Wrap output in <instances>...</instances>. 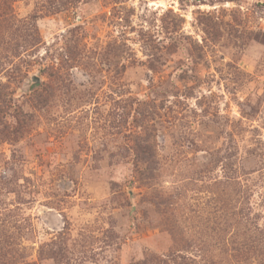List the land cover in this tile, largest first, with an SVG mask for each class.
Listing matches in <instances>:
<instances>
[{"label": "rangeland", "instance_id": "1", "mask_svg": "<svg viewBox=\"0 0 264 264\" xmlns=\"http://www.w3.org/2000/svg\"><path fill=\"white\" fill-rule=\"evenodd\" d=\"M151 256L264 264V0H0V264Z\"/></svg>", "mask_w": 264, "mask_h": 264}, {"label": "trees", "instance_id": "2", "mask_svg": "<svg viewBox=\"0 0 264 264\" xmlns=\"http://www.w3.org/2000/svg\"><path fill=\"white\" fill-rule=\"evenodd\" d=\"M166 262H167V259L158 260L156 257L151 256V257L145 258L141 261L132 262L129 264H166Z\"/></svg>", "mask_w": 264, "mask_h": 264}, {"label": "water", "instance_id": "3", "mask_svg": "<svg viewBox=\"0 0 264 264\" xmlns=\"http://www.w3.org/2000/svg\"><path fill=\"white\" fill-rule=\"evenodd\" d=\"M39 83H40V77L36 74H32L30 76V85L35 86L38 85Z\"/></svg>", "mask_w": 264, "mask_h": 264}]
</instances>
